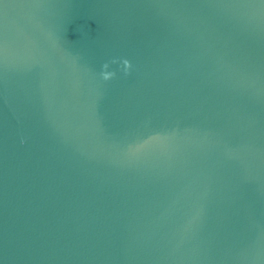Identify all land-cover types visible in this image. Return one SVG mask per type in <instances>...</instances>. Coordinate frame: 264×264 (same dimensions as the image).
Returning <instances> with one entry per match:
<instances>
[{
    "label": "water",
    "instance_id": "water-1",
    "mask_svg": "<svg viewBox=\"0 0 264 264\" xmlns=\"http://www.w3.org/2000/svg\"><path fill=\"white\" fill-rule=\"evenodd\" d=\"M0 264H264V0H0Z\"/></svg>",
    "mask_w": 264,
    "mask_h": 264
},
{
    "label": "clouds",
    "instance_id": "clouds-1",
    "mask_svg": "<svg viewBox=\"0 0 264 264\" xmlns=\"http://www.w3.org/2000/svg\"><path fill=\"white\" fill-rule=\"evenodd\" d=\"M113 63H115V61H113ZM123 65H124L125 74H128V70L131 68L130 62L127 59H125V60H123ZM108 68H109V64L108 63H105L102 66L103 70L101 72V75H102L104 80L112 79L115 76V72L114 71H111V72L107 71Z\"/></svg>",
    "mask_w": 264,
    "mask_h": 264
}]
</instances>
